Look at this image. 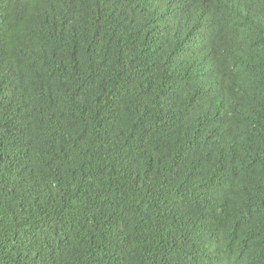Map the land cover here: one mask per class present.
<instances>
[{"label": "trees", "instance_id": "1", "mask_svg": "<svg viewBox=\"0 0 264 264\" xmlns=\"http://www.w3.org/2000/svg\"><path fill=\"white\" fill-rule=\"evenodd\" d=\"M0 264H264V0H0Z\"/></svg>", "mask_w": 264, "mask_h": 264}]
</instances>
